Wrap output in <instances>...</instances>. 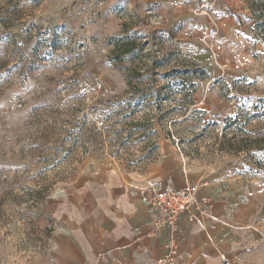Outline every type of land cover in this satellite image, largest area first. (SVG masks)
Instances as JSON below:
<instances>
[{"label": "rangeland", "instance_id": "374dc122", "mask_svg": "<svg viewBox=\"0 0 264 264\" xmlns=\"http://www.w3.org/2000/svg\"><path fill=\"white\" fill-rule=\"evenodd\" d=\"M261 16L264 0H0V264L49 247L84 174L168 146L264 207Z\"/></svg>", "mask_w": 264, "mask_h": 264}, {"label": "crops", "instance_id": "0c3cea01", "mask_svg": "<svg viewBox=\"0 0 264 264\" xmlns=\"http://www.w3.org/2000/svg\"><path fill=\"white\" fill-rule=\"evenodd\" d=\"M188 182L200 184L198 198L207 197L211 214L196 206L194 219L156 227L142 192ZM250 186L236 176L205 178L169 146L145 166L89 171L60 194L49 247L27 264H264V207Z\"/></svg>", "mask_w": 264, "mask_h": 264}, {"label": "built area", "instance_id": "2783aa9c", "mask_svg": "<svg viewBox=\"0 0 264 264\" xmlns=\"http://www.w3.org/2000/svg\"><path fill=\"white\" fill-rule=\"evenodd\" d=\"M205 7H207L206 4L201 6L200 13L207 14ZM226 26V23L221 26L217 24L216 30L204 37V43L211 51L224 52L225 47L216 39V35L222 33ZM179 150L181 151L180 148ZM199 186L198 182H188L182 189L173 186L160 189L153 186L142 192L141 202L148 212L158 216L155 220L156 227L175 228L182 217L189 215L191 219L195 218L193 208L196 206L203 210L205 214H211V206L208 204L207 197H202L201 200L198 198ZM180 257L182 258V254H180Z\"/></svg>", "mask_w": 264, "mask_h": 264}, {"label": "trees", "instance_id": "16d2710c", "mask_svg": "<svg viewBox=\"0 0 264 264\" xmlns=\"http://www.w3.org/2000/svg\"><path fill=\"white\" fill-rule=\"evenodd\" d=\"M260 18H263V19H264L263 16H261ZM262 24H264V20H262V21H260V23H258V25H257V29H260V26H261ZM263 32H264V31H263Z\"/></svg>", "mask_w": 264, "mask_h": 264}]
</instances>
